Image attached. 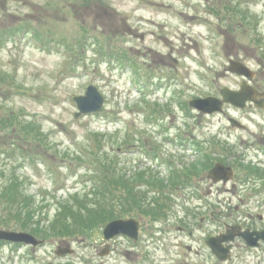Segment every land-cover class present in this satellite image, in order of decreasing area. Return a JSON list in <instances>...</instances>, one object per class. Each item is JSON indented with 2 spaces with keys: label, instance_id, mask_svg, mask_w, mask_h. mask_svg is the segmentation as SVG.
<instances>
[{
  "label": "rangeland",
  "instance_id": "374dc122",
  "mask_svg": "<svg viewBox=\"0 0 264 264\" xmlns=\"http://www.w3.org/2000/svg\"><path fill=\"white\" fill-rule=\"evenodd\" d=\"M232 60L254 69L264 90V0H0V195L15 183L31 197L20 196L21 209L10 213L0 196V229L43 242L0 241V264L99 260L108 221L65 235L53 224L76 197L87 207L106 202L101 191L119 217L127 184L116 183L120 166L133 186L183 185L171 180L181 170L193 191L205 186L194 193L205 204L196 224L206 218L196 235L248 212L264 227V110L205 114L189 106L240 84ZM91 85L105 109L76 116L73 97ZM216 162L235 170L220 190L209 187ZM137 171L144 172L134 179ZM176 235L187 237L173 229L170 239ZM68 246L72 252L57 254ZM249 253L238 264H264V252ZM206 264L219 263L207 252Z\"/></svg>",
  "mask_w": 264,
  "mask_h": 264
},
{
  "label": "flooded vegetation",
  "instance_id": "af4514ba",
  "mask_svg": "<svg viewBox=\"0 0 264 264\" xmlns=\"http://www.w3.org/2000/svg\"><path fill=\"white\" fill-rule=\"evenodd\" d=\"M240 78L241 82L237 86L238 88L246 81L264 93V90L254 82L256 76L251 80H247L243 76H240ZM237 87L233 86L231 88L235 89ZM259 103L264 104V95L259 98ZM228 107L232 106L230 104L224 106L225 109ZM247 108L251 110L260 107L248 102ZM261 108L264 110V107ZM181 173L185 174L174 175L171 180H180L189 184V179L186 178V171L184 172L183 170ZM211 180L213 184H210L209 187H216L217 190H220V186L227 185L222 180L217 181L214 178ZM185 183L183 185L171 183L161 186L155 184L133 186L125 183L126 186H124L123 190L125 195L120 200V208L123 211L119 218L132 222V224L126 230V234L121 233L107 238L102 232L100 243L104 248L101 251L96 249L100 259L96 260L94 258L88 264H206L207 252L219 264H234V262L238 264L240 253L244 257L243 252H264V240L262 238L259 239L258 245L249 246L247 244L248 238L242 234L247 231L253 232L249 240L252 238L254 240L257 232L264 231V227L258 228L251 223L252 215L250 212L247 213L245 218L238 217L232 223H226L223 230L213 235L207 236L205 230L202 231L201 235H196V232H201L200 229H203V223L206 218L201 215L200 222L196 224V218L201 213V206H205V204L201 203L203 199L194 193L201 191L205 186L198 185L196 191H193L192 187ZM232 187L236 188L237 185L233 184ZM190 189L192 194L188 193ZM210 191H212L211 188H209ZM137 193L138 195L136 196ZM160 194L166 197L163 202L160 198H157V195L160 196ZM190 197L197 201L193 209L188 208L192 201ZM169 204L172 205V209L168 208ZM134 209L136 214H129ZM196 210H198L197 215L193 216L192 213ZM181 212L182 215H179ZM173 229L185 234L187 236L185 240L179 235H176L174 240V236L170 239L169 235ZM219 237H221L220 240L217 239ZM209 241L215 242L216 247L220 251H222L223 247L229 248V259L222 261L211 248ZM253 252L247 254L246 258H252ZM241 264H243L242 261ZM250 264H254L253 260L250 261ZM259 264H262L261 261Z\"/></svg>",
  "mask_w": 264,
  "mask_h": 264
},
{
  "label": "water",
  "instance_id": "95a60500",
  "mask_svg": "<svg viewBox=\"0 0 264 264\" xmlns=\"http://www.w3.org/2000/svg\"><path fill=\"white\" fill-rule=\"evenodd\" d=\"M230 71L244 75L248 78H252L254 76V71L243 64L240 61H231ZM260 95L257 90L252 88V86L248 83H243L239 90H231L230 88L225 87L222 90V99L216 97H206V98H199L194 99L190 102V106L197 108L203 113H214L216 111L222 112L223 105L225 102L231 103L236 107L244 108L246 102L251 100L254 103L261 105L258 101ZM75 101L77 102L79 112L76 113V116H79L83 113H93V112H101L104 110V97L98 91L95 86L88 87L85 95H79L74 97ZM233 123H236V120H231ZM215 179H225L228 180L233 177L234 172L231 167H225L223 164L218 163L212 169L210 173ZM132 222L125 221L122 219H117L114 221L109 222L104 228V235L105 237L109 238L110 236L118 235L121 233H125L126 230L130 227ZM126 234V233H125ZM249 240L251 234L244 233ZM259 238L264 239V232L257 233V237L254 240H249L248 244L254 245L256 244ZM221 239V237L217 238ZM0 240H9L13 242H24L27 244L38 245L42 241L37 239L34 235L24 232V231H11V230H2L0 229ZM216 254L223 260L226 259L227 254L225 252H221L218 250L219 248L216 247L215 242L209 241L208 242ZM72 252L70 246L67 247L65 250H59V254H65Z\"/></svg>",
  "mask_w": 264,
  "mask_h": 264
},
{
  "label": "trees",
  "instance_id": "16d2710c",
  "mask_svg": "<svg viewBox=\"0 0 264 264\" xmlns=\"http://www.w3.org/2000/svg\"><path fill=\"white\" fill-rule=\"evenodd\" d=\"M26 124H24V127L26 128ZM31 126V124H30ZM32 127V126H31ZM97 137L98 135L100 136L101 133L96 134ZM99 142V140H97ZM105 158V157H103ZM120 174V172H119ZM135 179H137L136 176H134ZM120 175L117 176L116 179V183H120ZM149 182H153L151 179L149 180ZM9 187H7V189L2 191V197H5L6 199V207L8 212L12 213L14 212H18L21 209V206L18 207V204H20V196H22L24 198L25 201L30 202L31 201V197L24 196L21 194V192L19 190H21L22 188H19L18 186H16L15 183H9ZM15 186V187H14ZM102 195L105 197V200H107L104 203H95L94 207H87L84 204L83 199H79L76 197V203L74 204V206H71L69 204H66L64 206V209L62 210L61 213H59V216L56 218L55 223L53 224V230L54 232H56V234H61V235H65V234H73L75 230L78 229V227H81L82 230L94 227L97 223H98V218L103 219L102 221H109L112 220L116 217H118L117 215H115L112 212V204H110L111 202L108 201L109 195L108 193H105L104 191H101ZM108 196V199H107ZM23 202V200H22ZM120 204V201H119ZM109 205L111 206L109 209ZM31 208L30 205H28V208L25 207L24 209H28ZM10 209V210H9ZM31 211L28 212V216H32L29 219L33 218V213H30ZM63 218H62V217ZM121 216V214H120ZM67 220L69 221L67 224L66 222L63 221V223H57L58 220ZM57 223V224H56Z\"/></svg>",
  "mask_w": 264,
  "mask_h": 264
}]
</instances>
